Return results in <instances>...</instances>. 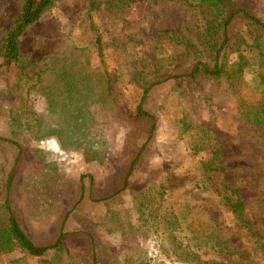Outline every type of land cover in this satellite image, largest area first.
<instances>
[{
	"label": "rangeland",
	"instance_id": "obj_1",
	"mask_svg": "<svg viewBox=\"0 0 264 264\" xmlns=\"http://www.w3.org/2000/svg\"><path fill=\"white\" fill-rule=\"evenodd\" d=\"M52 1L53 7L21 37L20 52L32 63L25 76L17 63L0 69V138L20 147L0 140V169L8 172L19 160L11 204L27 236L38 247L54 243L65 217L76 211L80 220L72 216L67 229L85 227L92 234L77 256L81 264H198L196 258L208 257L195 253L193 245L202 237L199 223L209 218L220 237L244 256V264H264L249 233L264 236V139L242 114L259 100L251 90L253 73L234 86L205 77L171 79L152 88L144 102L143 89L120 73L116 91L122 104L133 113L142 104L155 127L150 118L123 121L92 103L89 142L65 148L60 140L67 134L59 130L65 119L52 105L75 91L67 89L91 82L95 98L105 70L136 59L149 64L140 65L148 78L156 67L161 74L189 72L193 65L177 60L182 48L167 35L183 31L198 44L202 23L185 0H127L123 8L117 0H101L93 13L90 0ZM242 1L264 21V0ZM22 5V0H0V42ZM91 15L106 68L90 32ZM246 24L239 19L231 30L246 31ZM196 127L211 135L210 146L197 152L192 147ZM216 145L224 169L219 174L205 166ZM226 187L245 201L244 217L222 201ZM20 257L27 264H58L53 257L17 252L1 256L0 264Z\"/></svg>",
	"mask_w": 264,
	"mask_h": 264
},
{
	"label": "trees",
	"instance_id": "obj_2",
	"mask_svg": "<svg viewBox=\"0 0 264 264\" xmlns=\"http://www.w3.org/2000/svg\"><path fill=\"white\" fill-rule=\"evenodd\" d=\"M22 1L21 11L14 17L12 24L6 29L5 36L0 42V57L3 59L0 69L17 63L21 66L20 72L24 77L25 70L32 63L26 60L20 52L21 37L30 26L37 23L53 7L54 3L52 0ZM117 1L118 6L121 8L127 3V0ZM185 1L196 14L198 23H202L196 34L198 44L188 38L183 31H171L167 38L182 48L177 60L182 64H192L191 70L170 75L168 72L159 73L158 67H156L157 69L152 73V77L148 78L144 72L145 66L140 65L145 63L148 67L149 64L145 59H136L133 62H123L118 70L111 72L105 70L103 88L97 92L95 98L92 97L91 82L85 83L82 89L77 87L67 89L75 91L72 95L65 94L66 98L58 99L52 105L55 111L56 107L61 108L63 120L65 119L63 121L64 128H59L61 132L67 134L63 137L64 141L60 140L65 148L74 146V144H71L74 141L81 140L82 142L83 140L85 145L89 142L92 121L88 120L90 116L88 109L92 103L94 106H102L112 110L114 112L113 118H120L123 121L150 118L153 121V128L155 127L154 117L144 112L142 104L135 113L122 104L121 96L119 98L116 91L121 77L120 73L128 76L131 82L143 89L142 100L144 102L152 88L171 79L196 80L199 77H205L215 81L226 80L234 86L236 80L242 78L247 72H252L255 81L252 83L251 90L259 95V100L253 106H247L242 114L249 124L257 128L264 139V21L258 18L242 0ZM100 4L101 0H90V12L97 11ZM239 19L246 20L247 30L233 32L231 30L232 25ZM90 21V32L95 38L98 56L101 59V64L106 68L104 44L92 15ZM233 38H235V41H233ZM233 52L239 54L235 59L230 57ZM160 68H163V65ZM190 129L193 128L190 127ZM196 129L192 143L195 152L204 150V146H210L211 143V135L208 130L198 127ZM0 140L20 149L15 141L5 138H0ZM85 148L86 153L92 152L90 148ZM21 156L22 152L20 150L18 158L20 159ZM18 161L16 159L13 168L8 172L0 169V257L16 252L31 258H48L51 255L54 256V261L59 263L66 248L63 231L53 245L38 247L23 231L19 220L15 216L11 204V195ZM222 164V150L216 145L212 147V159L205 164L206 170L209 173H222L224 172ZM125 184H127V179ZM222 198L227 208L234 214L244 217L245 201L239 197L237 190L226 187ZM245 222L249 226V221ZM214 224L209 218L199 223L202 237H196L193 251L205 254L208 259L202 261L200 258H196V262L198 264H220L219 262L244 264V256L238 254L226 240L220 237ZM249 233H251V241L257 245L264 256V236L253 233L251 230ZM187 254L192 257L191 253L188 252ZM12 262L14 264H27L25 257L15 258Z\"/></svg>",
	"mask_w": 264,
	"mask_h": 264
},
{
	"label": "crops",
	"instance_id": "obj_3",
	"mask_svg": "<svg viewBox=\"0 0 264 264\" xmlns=\"http://www.w3.org/2000/svg\"><path fill=\"white\" fill-rule=\"evenodd\" d=\"M73 213L75 214L76 211H73ZM73 213L71 212L65 217L64 224H63V230L62 231L65 234L64 242H65L66 248L63 251L62 262H64V263L65 262L66 263L71 262V264H81L80 259L77 256L80 254V252L83 251V249H85V248L87 249V245H84V248H83V244L82 243H83V241L85 243L86 242L85 240L87 239L86 237L88 235H92V234L89 233L88 230L85 229V227L69 229V230L67 229L68 226H69L70 220L72 219V216H75L74 217L75 219L80 220V217H77L78 215L77 216L73 215ZM83 218L89 219L90 217H83ZM90 220H93L94 222H98V220L95 219L96 220L95 221L93 218H90ZM61 232L59 233V236H60ZM59 236L56 239V241L59 239ZM54 243H52L50 245H53ZM50 252H52V251H50ZM72 254H75L77 258L74 259V260L70 259L69 256L72 255ZM84 254H86V253H84ZM49 257H54V256L50 255ZM59 263H61V261ZM94 264H96V263H94Z\"/></svg>",
	"mask_w": 264,
	"mask_h": 264
}]
</instances>
